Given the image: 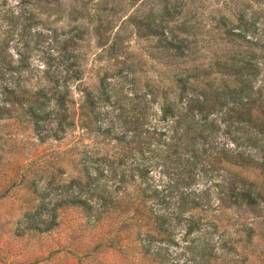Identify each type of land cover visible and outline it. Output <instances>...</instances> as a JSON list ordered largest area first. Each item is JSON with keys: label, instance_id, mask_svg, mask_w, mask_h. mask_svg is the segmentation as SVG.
Returning <instances> with one entry per match:
<instances>
[{"label": "trees", "instance_id": "16d2710c", "mask_svg": "<svg viewBox=\"0 0 264 264\" xmlns=\"http://www.w3.org/2000/svg\"><path fill=\"white\" fill-rule=\"evenodd\" d=\"M11 126L24 134L15 236L77 212L86 258L252 264L264 0H0V147Z\"/></svg>", "mask_w": 264, "mask_h": 264}, {"label": "rangeland", "instance_id": "374dc122", "mask_svg": "<svg viewBox=\"0 0 264 264\" xmlns=\"http://www.w3.org/2000/svg\"><path fill=\"white\" fill-rule=\"evenodd\" d=\"M7 1L14 4L19 0ZM10 130L16 136L13 135L0 147L3 151L0 155V264H107L112 261L107 258L116 257L114 255L117 254L105 251V248L86 258L85 254L93 249L94 243L75 236L74 227L80 221L77 212H70L66 223L51 233L26 237L14 235V219L23 207L25 192L21 187L14 186L11 180L16 179L22 171L21 139H24V134L16 126H11ZM57 145L50 142L40 149L49 152ZM254 244L251 262L264 264V229Z\"/></svg>", "mask_w": 264, "mask_h": 264}]
</instances>
